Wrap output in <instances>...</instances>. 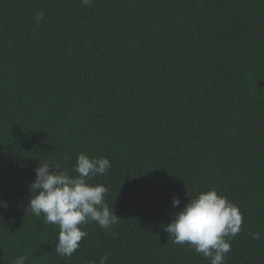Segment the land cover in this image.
<instances>
[{"label": "trees", "instance_id": "obj_1", "mask_svg": "<svg viewBox=\"0 0 264 264\" xmlns=\"http://www.w3.org/2000/svg\"><path fill=\"white\" fill-rule=\"evenodd\" d=\"M80 153L121 218L69 258L26 209ZM213 188L244 218L225 264H264V0H0V264H210L162 226Z\"/></svg>", "mask_w": 264, "mask_h": 264}, {"label": "clouds", "instance_id": "obj_2", "mask_svg": "<svg viewBox=\"0 0 264 264\" xmlns=\"http://www.w3.org/2000/svg\"><path fill=\"white\" fill-rule=\"evenodd\" d=\"M82 5H90L92 0H81ZM44 11L36 13L37 23L44 19ZM111 168L106 157H90L80 153L71 175L59 164L41 163L35 168L36 178L31 184V197L26 212L44 222L59 227L55 251L62 257H71L87 236L83 226L96 222L102 229L110 230L119 223L121 217L111 211L105 201L108 192L102 184H92L97 175H104ZM35 190V194H33ZM186 195H190L188 192ZM175 213L171 223L163 225L173 243L189 245L191 250L201 254L210 264H225L231 251L232 240L240 233L243 214L239 206L231 202L216 189L201 191ZM173 207H179L181 200L173 197ZM252 239L259 240L260 233H250ZM27 257L21 255L14 264H26ZM105 254L99 264H106ZM91 264H96L92 261Z\"/></svg>", "mask_w": 264, "mask_h": 264}]
</instances>
